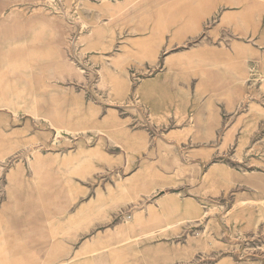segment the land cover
Listing matches in <instances>:
<instances>
[{"label":"rangeland","instance_id":"rangeland-1","mask_svg":"<svg viewBox=\"0 0 264 264\" xmlns=\"http://www.w3.org/2000/svg\"><path fill=\"white\" fill-rule=\"evenodd\" d=\"M5 17L0 264H264V0Z\"/></svg>","mask_w":264,"mask_h":264},{"label":"bare ground","instance_id":"bare-ground-1","mask_svg":"<svg viewBox=\"0 0 264 264\" xmlns=\"http://www.w3.org/2000/svg\"><path fill=\"white\" fill-rule=\"evenodd\" d=\"M233 78V77H232ZM231 78V79H232ZM241 81V80H240ZM183 219L182 218H180V219H176L175 221H172V222H170L168 225H171V226H173L172 224L173 223H177V222H179V221H182ZM126 222V221H125ZM166 226H163L161 229H163V228H165ZM133 228V227H132ZM131 228V229H132ZM126 230H131V229H127V228H125ZM125 229H123L122 231H120L118 234L119 235H115L116 236V238L114 239V241L112 242V243H110V245H117V244H119V243H121L122 241H124V240H128V239H130V237H128V236H126V234L128 235V231H126ZM152 233H153V231L150 233V235L149 236H146V237H142V238H150V236H152ZM138 238V237H137ZM122 244V243H121ZM115 247V246H114Z\"/></svg>","mask_w":264,"mask_h":264},{"label":"crops","instance_id":"crops-1","mask_svg":"<svg viewBox=\"0 0 264 264\" xmlns=\"http://www.w3.org/2000/svg\"><path fill=\"white\" fill-rule=\"evenodd\" d=\"M16 0H0V2H1V8H0V23L1 22H3V21H5V19H7L6 17H5V11H6V8H7V6L10 4V3H13V2H15ZM8 20V19H7ZM5 28V31H9V29L10 28H8V27H4ZM10 41V38H7V39H5L4 40V42H9ZM3 42V43H4Z\"/></svg>","mask_w":264,"mask_h":264}]
</instances>
